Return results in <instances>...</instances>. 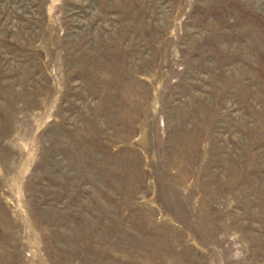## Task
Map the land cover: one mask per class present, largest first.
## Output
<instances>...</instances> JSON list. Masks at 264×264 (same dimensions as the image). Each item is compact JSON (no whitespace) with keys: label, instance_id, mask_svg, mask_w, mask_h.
Wrapping results in <instances>:
<instances>
[{"label":"rangeland","instance_id":"rangeland-1","mask_svg":"<svg viewBox=\"0 0 264 264\" xmlns=\"http://www.w3.org/2000/svg\"><path fill=\"white\" fill-rule=\"evenodd\" d=\"M0 264H264V0H0Z\"/></svg>","mask_w":264,"mask_h":264}]
</instances>
